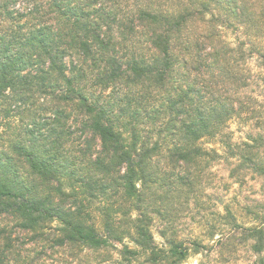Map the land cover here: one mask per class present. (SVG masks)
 Listing matches in <instances>:
<instances>
[{
    "label": "trees",
    "instance_id": "16d2710c",
    "mask_svg": "<svg viewBox=\"0 0 264 264\" xmlns=\"http://www.w3.org/2000/svg\"><path fill=\"white\" fill-rule=\"evenodd\" d=\"M251 59L264 69V0H0V264L227 261L241 244L264 264V189L247 225L228 205L202 237L173 225L216 164L264 188ZM232 120L262 132L233 142Z\"/></svg>",
    "mask_w": 264,
    "mask_h": 264
},
{
    "label": "rangeland",
    "instance_id": "374dc122",
    "mask_svg": "<svg viewBox=\"0 0 264 264\" xmlns=\"http://www.w3.org/2000/svg\"><path fill=\"white\" fill-rule=\"evenodd\" d=\"M232 34L229 35L231 37ZM246 71L250 75H264V69L259 66L255 59L248 60ZM246 72V73H247ZM257 77V76H256ZM247 93L256 98L257 102L264 104V84L263 81L253 82L247 89ZM228 131L233 142L241 143L248 140L249 134H256L259 128H253L250 124H244L237 120H232L229 124ZM197 198H189L186 203H175L177 210L173 211V225L181 237H192L199 235L202 237V217L208 215L214 210H222L223 205L232 207L233 211L238 215L239 223L248 224L245 215V205L253 206L258 200L262 199L263 182L261 179L250 174L244 175V180L238 182L235 178L229 176V166L227 163H220L212 166L203 177L200 178L197 188ZM191 197V196H190ZM183 202V198L180 197ZM254 207V206H253ZM159 224V223H157ZM156 227V226H154ZM227 229H225L226 231ZM217 236V235H216ZM156 242L162 241L158 233L154 232ZM211 244L212 241H205ZM228 260L223 261L217 258L213 251L206 256L202 254H193L183 264H247L251 258V254L247 250L246 245L237 246L236 252L227 255ZM67 257L55 255L53 260L47 259V263L60 262V264H74L67 262ZM101 259L98 254H90L89 264H95V260ZM119 259L117 254L113 253L111 262ZM99 264H111L107 260L100 261Z\"/></svg>",
    "mask_w": 264,
    "mask_h": 264
}]
</instances>
